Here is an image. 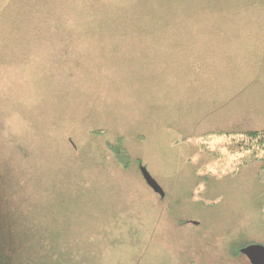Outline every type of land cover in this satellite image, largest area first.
Segmentation results:
<instances>
[{
  "label": "rangeland",
  "instance_id": "obj_1",
  "mask_svg": "<svg viewBox=\"0 0 264 264\" xmlns=\"http://www.w3.org/2000/svg\"><path fill=\"white\" fill-rule=\"evenodd\" d=\"M44 1L0 0V206L43 209L0 215V264H250L264 0Z\"/></svg>",
  "mask_w": 264,
  "mask_h": 264
},
{
  "label": "trees",
  "instance_id": "obj_2",
  "mask_svg": "<svg viewBox=\"0 0 264 264\" xmlns=\"http://www.w3.org/2000/svg\"><path fill=\"white\" fill-rule=\"evenodd\" d=\"M43 4L46 6V7H50L49 9H48V11L49 12H52V10L54 9V6L51 4V6H49L48 4H47V0H45L44 2H43ZM122 31V26L120 27V29L118 30V32H115V31H111L110 33H112V34H118V33H120ZM241 135V134H240ZM243 144H245V146H244V148L249 152L250 150L251 151H254V145H256L255 147H257L258 149H261V147H264V130H262V131H260V132H257V131H249V132H245L244 134H243ZM120 144H121V142H119L118 143V145H114V146H109L110 147V149L111 150H113L114 152H118L119 150H120ZM248 154H250V153H248ZM119 157L120 158H122V154H121V152H119ZM118 157V158H119ZM27 161V159L26 158H24V159H21V158H15V159H12V158H8L7 159V161H6V164H9V163H11V162H14V164L15 165H17V167L18 168H20V170L22 171L23 170V168H24V166H25V162ZM6 185V184H5ZM41 198L43 199V200H46V198L42 195L41 196ZM21 199V202L20 203H17L16 205H15V207L14 206H12V207H10L9 205H10V199H8V198H6L5 200L6 201H4V203H3V206L1 205L0 206V211H5L4 213H0V215H4V214H8V217L11 219V218H13L12 217V214H14L15 212H17V213H19V214H21V213H23L22 212V210H24V212H26L27 210L26 209H30L31 211H32V213H36V214H38V212H40L41 210H43L42 209V207H40V202H38L37 203V205H34V203H33V201H27V200H25L24 198H20ZM17 202V201H16ZM44 208V207H43ZM7 210V211H6ZM1 217H3L4 218V216H1ZM38 217L36 216L34 219H37ZM31 222H29V223H33V221L32 220H30ZM37 222V221H36ZM29 225H31V224H29ZM29 225H28V227H29ZM29 229V228H28ZM27 229V232L28 233H31L30 231L31 230H28ZM10 236H11V233L9 234ZM44 243V242H43ZM46 245V243H44V244H42V243H39L37 246L39 247H43V246H45ZM29 254V253H28ZM21 257H23V256H21ZM32 257L34 258V259H36V261L34 260V262H33V264H35V263H37V255H32V253L30 252V255L28 256V258H30V260H29V262H24V261H22V260H17V261H15V262H11L10 264H32Z\"/></svg>",
  "mask_w": 264,
  "mask_h": 264
},
{
  "label": "water",
  "instance_id": "obj_3",
  "mask_svg": "<svg viewBox=\"0 0 264 264\" xmlns=\"http://www.w3.org/2000/svg\"><path fill=\"white\" fill-rule=\"evenodd\" d=\"M143 181L147 187L152 190L153 193L157 194L160 198L164 197L162 189L159 187L157 182L153 180L151 175L142 166H139ZM245 257L248 258L250 264H264V250L259 248H249L244 251Z\"/></svg>",
  "mask_w": 264,
  "mask_h": 264
},
{
  "label": "flooded vegetation",
  "instance_id": "obj_4",
  "mask_svg": "<svg viewBox=\"0 0 264 264\" xmlns=\"http://www.w3.org/2000/svg\"><path fill=\"white\" fill-rule=\"evenodd\" d=\"M243 247H241V249L239 250L241 253H244V251L245 250H247V249H251V248H259V249H263L264 250V245L263 244H261L260 242H250V243H248V244H244V245H242ZM244 257H245V255H244ZM246 259L248 260V258L246 257ZM248 262H249V260H248Z\"/></svg>",
  "mask_w": 264,
  "mask_h": 264
}]
</instances>
